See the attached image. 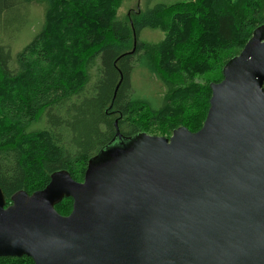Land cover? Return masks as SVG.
Returning <instances> with one entry per match:
<instances>
[{
    "label": "water",
    "instance_id": "1",
    "mask_svg": "<svg viewBox=\"0 0 264 264\" xmlns=\"http://www.w3.org/2000/svg\"><path fill=\"white\" fill-rule=\"evenodd\" d=\"M202 127L139 134L6 205L0 258L34 264H264V25L209 85ZM116 125V124H115ZM72 200L67 216L55 206Z\"/></svg>",
    "mask_w": 264,
    "mask_h": 264
},
{
    "label": "trees",
    "instance_id": "2",
    "mask_svg": "<svg viewBox=\"0 0 264 264\" xmlns=\"http://www.w3.org/2000/svg\"><path fill=\"white\" fill-rule=\"evenodd\" d=\"M32 1L44 3L43 22L12 55L2 39L5 18L14 9L28 12ZM121 2L0 0V189L6 205L17 192L43 189L56 172L67 171L75 181L78 175L82 178L89 160L117 141L116 129L128 138L144 134L134 130L131 120L140 108L149 120L161 122L181 104L198 99L205 105L201 126L211 97L209 85L222 80L225 65L264 25V0L157 5L141 18L138 13L118 21ZM196 15L203 25L200 31H194ZM147 27L166 35L158 44L143 43L140 48L139 33ZM192 48L198 52L191 67L198 62L217 67L219 81L209 80L205 88L193 82L192 69L181 55ZM136 65L150 71L164 90L156 108L132 89ZM112 107L118 117L108 113ZM171 126V132L188 130L176 123ZM71 209L70 198L55 206L62 216ZM26 259L34 264L27 257L0 258V263L20 264Z\"/></svg>",
    "mask_w": 264,
    "mask_h": 264
},
{
    "label": "rangeland",
    "instance_id": "3",
    "mask_svg": "<svg viewBox=\"0 0 264 264\" xmlns=\"http://www.w3.org/2000/svg\"><path fill=\"white\" fill-rule=\"evenodd\" d=\"M194 2L195 0H122L120 8L117 12V20L128 21L127 19L129 16L132 15L131 17L133 18L135 16L133 14L138 13L141 18V16H144L148 10L153 9L157 5L168 7L175 4H185L192 7ZM27 6L29 7L28 12H17L18 10L14 9L5 18L7 22V29L2 35V39L11 47L12 55L17 54V52H19L21 48L39 32V24L41 26L43 22L42 20L45 12L44 3L32 1L28 3ZM199 20L200 17L196 15L194 18V31H200L199 29L203 27V25L198 22ZM165 35V32L157 28H143L139 33L140 48L143 43L158 44L164 39ZM135 46L136 43L134 42V47ZM192 49L193 51L190 49H186L185 51L182 50L181 55L184 57V61H182L184 62V65H187L188 68L192 69L191 75L193 77V82L201 88H205L210 84L208 82L209 80L217 79L219 81L221 77L220 73L217 71V67L215 69L208 67L207 65L202 66V63L199 62L196 64L194 63L191 67V62L196 60L197 57H195V54L198 52V49ZM140 54H142V51ZM187 58H190V60ZM219 64L220 62L218 65ZM149 72L136 65L135 71L132 75L131 84L136 95H139L141 99L147 100L154 108H156L160 105L159 100H161L164 96V90L156 83L155 79L149 75ZM149 76L151 79H149ZM130 92L133 93L132 90ZM0 93H2V91H0ZM195 96L202 98L201 95ZM204 108L205 105L198 99L193 100V102H185L181 104L180 110L172 112L161 122L149 120V114L144 108H140V110L137 111L133 117H131V120L133 119L132 122L135 126L134 130L137 131V133H144L148 136L170 138L172 135L171 129L173 128L171 123L185 126L190 132L198 131L202 127L205 120L204 119L201 126H199ZM108 113L118 117L113 107L108 109ZM121 136L128 138L125 137L126 135ZM85 168L81 167L80 170H84ZM76 179L78 182H81L83 177L81 178V175H78L76 176ZM6 264H17V262ZM20 264L30 263L26 259V261Z\"/></svg>",
    "mask_w": 264,
    "mask_h": 264
}]
</instances>
